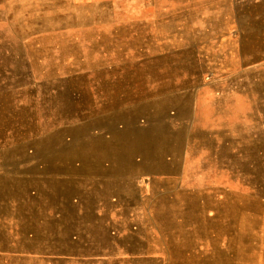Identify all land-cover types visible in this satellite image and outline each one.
<instances>
[{
	"label": "rangeland",
	"instance_id": "obj_1",
	"mask_svg": "<svg viewBox=\"0 0 264 264\" xmlns=\"http://www.w3.org/2000/svg\"><path fill=\"white\" fill-rule=\"evenodd\" d=\"M0 264H264V0H0Z\"/></svg>",
	"mask_w": 264,
	"mask_h": 264
}]
</instances>
